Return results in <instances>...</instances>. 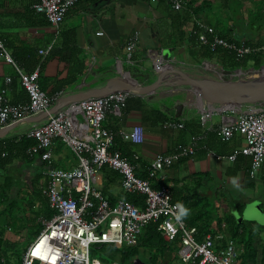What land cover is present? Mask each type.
I'll list each match as a JSON object with an SVG mask.
<instances>
[{"label":"crops","instance_id":"obj_1","mask_svg":"<svg viewBox=\"0 0 264 264\" xmlns=\"http://www.w3.org/2000/svg\"><path fill=\"white\" fill-rule=\"evenodd\" d=\"M32 1L34 0H0V31L6 51L21 68L30 69L33 62L40 59L42 65L38 83L41 91L46 96L55 98L50 109L64 110L69 106L63 107L66 100L102 89L109 82L119 80L116 76L118 74L123 75L124 80L131 84L148 86L156 81L158 71L154 65L159 60L163 62L159 71L166 68L165 60L170 59V64L175 69L190 77L201 76L209 79L211 76L204 66L208 64L215 68L212 63L196 62L191 58L185 40L176 47L171 46L172 41L177 40L176 25L171 22L165 3L149 0H83L68 12L63 22L55 29L48 24L30 26L33 24L25 17L23 10ZM211 1L215 5V0ZM201 2L202 0H199L197 5ZM217 8L218 10L214 7L215 12L222 17L220 26H224L223 24L228 23L226 13ZM188 30L184 27L185 38L188 37ZM237 31L239 32V29ZM100 33L102 35L99 36ZM134 35L137 37L136 46L128 62L126 45ZM250 38L253 42L257 40L261 44L256 34H250ZM47 48H51L48 56L43 58L38 54L40 50ZM163 51H168L169 54L163 56ZM76 58L83 63L84 71L72 78L68 70L72 61L78 62ZM5 78H11L8 86H5ZM180 81L178 76L172 74L164 77L162 89L152 96L139 97L130 93L131 97L127 100L129 104L126 105V102L125 107L116 115L108 113L102 127L111 134L112 130L117 131L124 143H129L124 141L123 137L129 136L133 127L142 128V144L130 143L133 160L137 161L140 167L139 174L148 170L155 156L178 155V147L188 148L191 146V138L198 137L200 140L193 155H179L178 160L161 173L165 181L171 182L167 184L168 187L176 182H186L191 187L195 185V177L201 176V193L204 196L218 200L227 196L231 200L244 190L255 194L261 191L263 194L264 162L258 173L250 178L249 159L237 156L235 162L239 161V164L235 167V162L216 159L218 156L226 158L236 154L243 146L240 136L236 135L229 141L221 142L214 131L223 122L235 120L237 114L229 110L224 113L213 112L209 121L201 126V111L209 107L216 110L220 106L205 103L185 86H170ZM13 83L18 86L19 91L21 86L12 67L0 56V91L6 90L9 102L15 101L16 98V93L12 91ZM178 105H182V110L180 118L175 120L174 108ZM248 108L244 107L241 111L244 112ZM154 111L161 113L166 118L165 121L181 123L184 129L164 131L161 124L153 121L156 118L153 117ZM79 119L81 120L80 117ZM46 121L47 119L38 124L18 125L9 131L5 138L24 136L32 127ZM66 149L68 153L64 145L54 139L50 147L49 163L40 162L37 156L34 157L32 165L15 162L20 170L18 180L24 175L30 182L32 176L42 174L47 169L69 170L75 167L77 160L72 152ZM233 179L236 181L235 185L232 183ZM95 183L101 193L102 189L105 191L106 198L122 200L124 194L120 189V180L109 179L103 172H98Z\"/></svg>","mask_w":264,"mask_h":264},{"label":"built area","instance_id":"obj_2","mask_svg":"<svg viewBox=\"0 0 264 264\" xmlns=\"http://www.w3.org/2000/svg\"><path fill=\"white\" fill-rule=\"evenodd\" d=\"M149 1H164L172 11H184L182 0ZM77 2L78 0H37L32 10L42 15L49 26L57 29ZM193 24L195 29L191 34L197 37L200 45L209 47L212 51L223 48L232 52L237 60L264 52V45L258 49L243 45L236 47L219 38L212 28L201 21L194 19ZM136 41L137 37L134 35L126 45L128 62ZM50 50L51 48L40 50L38 54L44 58ZM0 56L12 67L28 98L26 104L12 106L7 99L6 90L0 91V129L50 110L55 98L46 96L38 85L40 66L31 73L18 66L6 51L1 31ZM162 66L161 60L154 65L157 71ZM4 83L8 86L11 78H5ZM130 97V93L114 92L71 104L24 134L26 138L36 142L27 151L30 158L37 156L40 162L49 163L52 141L58 139L72 152L77 164L69 170L47 169L42 172L46 182L43 192L53 215L50 219H37L42 230L34 242L27 246L19 264H108L91 257V248L99 245H111L118 250L134 247L143 229L152 222L159 223L157 231L166 243L175 246L182 264H239L241 249L236 242L225 234L200 236L195 228H188L182 220L177 221L175 217L178 209L172 204L169 188L162 186L155 189L150 182L151 179L164 182L165 178L161 173L176 162L179 155H193L200 140L198 137L191 138L190 147H178V155L155 156L147 170L148 180L135 177L134 167L118 152L111 151L114 137L102 127V123L108 113L118 114ZM241 109L220 107L214 110L209 107L201 111L200 124L204 126L213 112L224 113L229 110L237 114L235 120L223 122L214 131L221 142L240 136L243 146L236 154L226 158L218 156L216 159H226L229 163L235 162L237 156L249 159L248 176L253 178L264 162V105L249 106L244 112ZM161 128L164 131H181L184 126L168 120ZM123 140L133 145L142 144V128L133 127L130 135L123 137ZM103 168L118 175L123 194L141 196L143 206H135L123 200L111 205L95 183V176ZM0 264L7 263L0 258Z\"/></svg>","mask_w":264,"mask_h":264},{"label":"trees","instance_id":"obj_3","mask_svg":"<svg viewBox=\"0 0 264 264\" xmlns=\"http://www.w3.org/2000/svg\"><path fill=\"white\" fill-rule=\"evenodd\" d=\"M36 1L37 0H34L31 4H28L23 10V14L28 18L31 24H33L30 26L46 25L47 22L45 18L42 15L36 14L32 10V6ZM81 1L83 0H78L77 4ZM198 1L199 0H182V2H184V11L182 12H174L166 2L158 1L167 4L170 12L169 18L171 22L176 25L175 32L177 37L175 38L177 40L172 41L171 46L176 47L185 40L189 56L196 62L201 61L212 63L215 65L216 69L229 73L237 70H246L248 65H250V70L252 71H257L261 67H264V52L253 53L245 56L241 60H237L232 52H228L223 48H216L212 51L209 47L200 45L197 37L191 34L193 29H195L193 21L196 19L212 28L219 38L235 45L236 47L243 45L244 47L251 49H258L261 47L260 44L257 40L253 42L248 33H250L252 29H255V32H259L264 28V2H256L254 5L255 8H253L254 10H247L248 16L245 20L241 16L243 3L240 2V0H220L218 2L219 10L226 13L227 22L230 24L226 23L223 24L224 26H220V14H217V12L214 13L215 6L213 5V2L211 0H202V2L197 5ZM231 4L234 5L233 8H230ZM215 9L218 10L217 7H215ZM239 24H241L240 27ZM184 27L190 30L187 32V38H185ZM237 29H239V32ZM30 56L32 57V55ZM76 61L78 62L72 61V65L68 70V73L72 78L79 76L84 71L83 63L80 60H77V58ZM16 63L18 62L16 61ZM18 65L21 67L19 63ZM41 65L40 59H36L30 69L24 68V70L27 73H31L37 66H40L41 68ZM38 85L40 87L39 83ZM17 90L18 86L13 83L12 91L16 93V98L15 101H10V105L12 106L23 105L28 102L26 92L21 87L19 88V91ZM128 104L129 101L126 105ZM153 113V117L156 116L153 121H157V123L162 126L163 123L166 122V118L158 111H154ZM116 132L117 131L112 130L114 142L111 151L119 152L121 157L126 159L134 167L135 177L142 180H148L147 171L144 170L145 173L139 174L140 167L137 161L133 160L130 143H124ZM35 145L36 142L34 140L26 138L25 136H20L18 138L8 136L0 140V176L4 175V179L0 181V208L4 207L7 210L12 207L14 202L12 199V189L15 187L14 185L16 183L14 179L13 181L10 177H5V174L10 170H17L16 175L18 177L20 170L16 167L15 162H21L26 165L34 164V157L30 158L27 155V151ZM238 164L239 161L235 162L234 167ZM100 172H103L104 176L109 179L119 180V177L115 172L106 168H103ZM32 177L33 178L27 187L31 189V196L34 201H36L35 217L34 219H14L16 224H18V228L15 231L17 236H20L25 229L34 227L40 228L38 231V233H40L42 228L37 219L40 217L50 219L53 215L45 193L41 190H36L35 187L39 182H42L43 187L45 188L46 182L43 175L37 173ZM150 182L155 189H159L160 187L167 186V184L171 183H169V181L156 182V179H151ZM201 182V176H196L194 186L190 187L186 182H176L171 184L170 187L167 186L171 192L172 204L175 206L177 204H182L189 210V214L183 218L182 221L188 228H195L200 236L203 234H225L236 242L241 249L239 264H264V244L260 251L257 250L256 245H253L256 237V229L254 226L257 228H259V226L244 221L238 222L236 220L232 213L237 212L239 218H241L243 208L239 205H235L233 210H230L231 208L228 210H222V214H219L218 211L212 213L210 210H207V196H204L201 193ZM102 195L106 198V193L103 189ZM223 199L226 200L227 203L229 202L227 196L223 197ZM122 200L135 206H143V198L137 194H124ZM108 201L111 205L116 202L111 198H109ZM0 212L3 213L2 210H0ZM8 221L9 223L11 222L10 220ZM158 224L159 223L152 222L145 227L134 247L118 250L111 245L94 246V251H91V257L94 258V253L98 251L101 255L98 259L103 263L131 264L133 261L139 260V256L144 253L146 259L141 260L142 264H182L178 259L175 246L166 243L157 231ZM16 244L15 241L4 239L2 231H0V258H3L7 264H19L21 261L24 251L17 252L15 249Z\"/></svg>","mask_w":264,"mask_h":264},{"label":"water","instance_id":"obj_4","mask_svg":"<svg viewBox=\"0 0 264 264\" xmlns=\"http://www.w3.org/2000/svg\"><path fill=\"white\" fill-rule=\"evenodd\" d=\"M168 54V51L162 52L163 56ZM165 62L167 63L166 68L163 71H158L156 73V81L148 86L139 87L137 84H131L127 80H124L123 75L118 74L116 76L119 80L109 82L100 90L76 95L73 98L66 100L63 107L88 99L100 98L114 92L133 93L139 97L152 96L155 92L162 89V81L164 77L172 74L178 76L181 81L180 83L171 84V87L185 86L189 88L198 97V99L204 101L205 103H209L211 106L244 108L249 106L259 107L264 105V76H261V72L264 70V67L255 71L258 74V77L253 81L246 82L237 80L236 82H232V79L234 78L233 76H235L236 73L240 76L241 72L239 70L229 73L218 70L214 68V66L210 65L213 70H205L208 72V75L211 76L208 79L202 78L201 76L190 77L182 73L180 70L175 69L170 64V59H166ZM174 110V119L178 120L181 115L182 105L176 106ZM58 111V108H52L39 116L27 118L12 126L0 129V140L5 138L6 134L18 125L38 124L41 121L48 119L50 116L55 115ZM258 210L260 213L262 212L261 209L258 208ZM240 221H242V218H239L238 222ZM134 264H141V262L139 260H135Z\"/></svg>","mask_w":264,"mask_h":264},{"label":"rangeland","instance_id":"obj_5","mask_svg":"<svg viewBox=\"0 0 264 264\" xmlns=\"http://www.w3.org/2000/svg\"><path fill=\"white\" fill-rule=\"evenodd\" d=\"M220 0H215V7H218V2ZM239 1V0H238ZM264 0H240V2L243 3L242 13L243 18H246V11L248 9L255 8V3L260 2ZM234 5L231 4L230 8H233ZM229 9V8H228ZM254 10V9H253ZM235 12V10H234ZM215 13V11H214ZM222 16H224L222 14ZM222 18V17H220ZM247 19V18H246ZM245 19V20H246ZM241 24H239V27ZM252 32V33H251ZM248 34H255L258 36V39L261 41V46L264 45V28H262L259 32H255V29L251 30ZM255 32V33H254ZM263 43V45H262ZM204 68L209 71L213 70V68L209 65H205ZM241 72L240 76L238 73L235 74L234 78L232 79V82H236L237 80L242 81H253L258 77V74L255 71L250 70V65L247 66L246 70H239ZM264 71V70H262ZM240 77V78H239ZM65 151H67L66 147L64 146ZM68 153V151L66 152ZM17 170H10L5 174V177H10L12 180H15V187L12 189V199L13 204L12 207L9 209H5L4 207H1L0 210L3 211L0 212V231H2V235L4 239H8L11 241H15L16 244V251L21 252L25 251L27 246L30 243H33L36 237L40 234L38 233L39 229L38 227L25 229L20 236L16 235V229L18 228V224L14 221V219H20V218H26V219H34L35 213H36V201L31 196V189L27 186H29L30 182L29 179L21 175L20 182L18 181V177L16 175ZM4 179V175L0 176V181ZM13 180V181H14ZM36 190L44 191V187L42 182H39L36 186ZM207 204L208 208L207 210H210L212 213H216L218 211L219 214H222V210H233L235 205H239L241 208H243L241 218L242 221L252 223L256 226H259V228L255 227L256 229V237L255 241L253 242V245H256L257 250L260 251L262 248V245L264 244V193H253L249 191H242L240 192V195L237 196L235 199L229 200L227 203L226 200L220 198L215 199L214 197H208L207 196ZM218 200V201H217ZM231 201V202H230ZM227 203V204H226ZM33 206V207H31ZM259 209H261V213L259 212ZM232 215L236 218V220H239V216L237 212L232 213ZM10 220L11 222L9 223ZM9 224H8V223ZM253 228V226H252ZM94 247L91 248V251ZM125 249V248H124ZM94 258L98 259L101 255L100 252L96 251L94 253ZM146 259V255L143 253L139 256V261ZM99 260V259H98ZM135 261H133L131 264H134ZM142 264V263H141Z\"/></svg>","mask_w":264,"mask_h":264},{"label":"clouds","instance_id":"obj_6","mask_svg":"<svg viewBox=\"0 0 264 264\" xmlns=\"http://www.w3.org/2000/svg\"><path fill=\"white\" fill-rule=\"evenodd\" d=\"M232 183L235 185L236 181L233 179ZM176 208L178 209L176 220L181 221L183 218H185L189 214V210L185 208L182 204H177Z\"/></svg>","mask_w":264,"mask_h":264},{"label":"bare ground","instance_id":"obj_7","mask_svg":"<svg viewBox=\"0 0 264 264\" xmlns=\"http://www.w3.org/2000/svg\"><path fill=\"white\" fill-rule=\"evenodd\" d=\"M261 76H264V71L261 72ZM240 78V77H239ZM242 81V80H241ZM176 83V82H175Z\"/></svg>","mask_w":264,"mask_h":264}]
</instances>
